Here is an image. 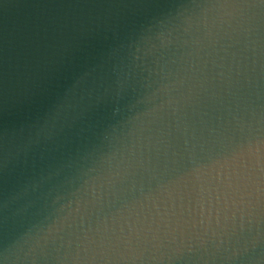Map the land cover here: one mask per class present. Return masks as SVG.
<instances>
[{
  "label": "clouds",
  "instance_id": "9594fccd",
  "mask_svg": "<svg viewBox=\"0 0 264 264\" xmlns=\"http://www.w3.org/2000/svg\"><path fill=\"white\" fill-rule=\"evenodd\" d=\"M0 264H264V0H0Z\"/></svg>",
  "mask_w": 264,
  "mask_h": 264
}]
</instances>
